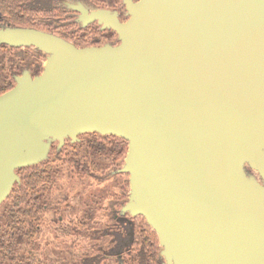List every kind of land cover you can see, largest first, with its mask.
Segmentation results:
<instances>
[{
  "label": "water",
  "instance_id": "obj_1",
  "mask_svg": "<svg viewBox=\"0 0 264 264\" xmlns=\"http://www.w3.org/2000/svg\"><path fill=\"white\" fill-rule=\"evenodd\" d=\"M122 3L124 21L72 5L116 44L0 27V45L45 54L0 93V204L53 143L112 135L127 142L121 213L144 218L163 264H264V0Z\"/></svg>",
  "mask_w": 264,
  "mask_h": 264
},
{
  "label": "rangeland",
  "instance_id": "obj_2",
  "mask_svg": "<svg viewBox=\"0 0 264 264\" xmlns=\"http://www.w3.org/2000/svg\"><path fill=\"white\" fill-rule=\"evenodd\" d=\"M67 1L70 3L75 2L73 0ZM80 1L91 9L95 8L94 4L87 0ZM96 1H107L105 4L108 6L114 2L113 0ZM116 2L117 4L118 2L121 3V0H116ZM38 4L43 7L41 8L43 10H47L46 8H50L52 5L57 6L55 1L49 4L41 2ZM37 18L44 20L46 18L45 12L38 13ZM6 51H0V56L1 54L6 55ZM26 52L38 57L39 60H43L44 63V53L41 52L40 56H37L35 53L36 49L29 47ZM1 79L0 73V81ZM91 140L95 141V136L92 132L78 135V141H81L82 144L77 146L83 156L78 168L66 158L70 150L69 144L65 143L62 146L65 149L60 155H57L58 157L54 156V152L50 151L48 159L51 162L54 161L52 164L58 169V173L52 187L48 190L45 188L42 190L41 202L42 205L46 204V207H44L45 210L42 209L43 211L38 214V219L34 221L40 225V228L33 241L30 242L29 240L30 243L25 244L22 248L21 253L23 252L24 256L32 253L41 261V264H85L86 259H88L87 255H96L101 250L98 251V249L104 246L98 240L89 241L82 239L81 236L73 239L69 232L73 224H77L79 229L82 228L81 221H86L83 210L87 208L94 213L93 221L96 224L92 230H89L93 231L96 237L99 227L102 225L99 222L106 220V210L113 209V205L120 200L121 194L123 195L124 192L128 193L129 189L128 175H115L114 172L117 167L110 164L108 153L100 148L111 141H117L115 137L108 136L107 138L96 140V145ZM68 141L70 140L67 138L65 142ZM124 181L127 182L125 187L123 184L119 186V182L124 183ZM54 208H57L59 212ZM0 212L2 214L0 226L3 227L7 214L2 213L4 212L2 208H0ZM59 214L62 216L61 219ZM27 221L28 219L25 224ZM99 262L88 261V264H114L112 258H104ZM8 263L14 264L13 261Z\"/></svg>",
  "mask_w": 264,
  "mask_h": 264
},
{
  "label": "trees",
  "instance_id": "obj_3",
  "mask_svg": "<svg viewBox=\"0 0 264 264\" xmlns=\"http://www.w3.org/2000/svg\"><path fill=\"white\" fill-rule=\"evenodd\" d=\"M21 1L23 0H0V26H29L51 33L56 32L54 28L51 27L50 23L43 24L33 19V13L30 14V17H27V14H29L28 7ZM55 12L58 15L60 11L55 10ZM46 14L49 15L50 13ZM51 15H53L52 12ZM58 34L62 37H66L65 34ZM27 49L28 47L15 48L5 44L0 45V51L7 50L6 55L1 54L0 56V73L2 78L0 81V93L10 89L14 85V77L19 75L23 70H28L31 75H36L41 71L43 60H39V58L33 54L27 53ZM35 53L37 56L41 54L40 51H36ZM94 136L96 141L112 135L101 136L94 133ZM112 137H115L117 141H111L109 144H104L105 146H101L100 148L108 153L110 164L117 167L115 168L116 170L123 163V158L127 150V142L122 138L116 136ZM95 141L91 140L94 145H96ZM69 147L70 150L66 158L78 168L83 156L80 154L78 146H75V148L73 146ZM73 148L76 151H74ZM62 149L57 151L56 143H53L50 151L54 152V156H57L63 152L64 149ZM53 162L47 159L38 164L16 170L20 181L14 184L10 194L0 205V208L4 211L2 213L7 214L3 227L0 226L1 264H9L8 262L12 261L14 264H41V261L38 260L34 254L28 253L24 256L21 251L25 244H29L34 239V234L28 227V222L25 224V221L27 218H34L37 220L39 209L42 206V190L44 188L48 190L52 187L56 174L58 173V169L52 164ZM1 215L0 212V217ZM34 219L32 220L35 221ZM88 261L97 263L101 261V258L97 255L93 257V259L86 260L85 264H88Z\"/></svg>",
  "mask_w": 264,
  "mask_h": 264
},
{
  "label": "flooded vegetation",
  "instance_id": "obj_4",
  "mask_svg": "<svg viewBox=\"0 0 264 264\" xmlns=\"http://www.w3.org/2000/svg\"><path fill=\"white\" fill-rule=\"evenodd\" d=\"M54 1L57 3V6L52 5L50 6V8H46L47 10L41 9L43 7L38 4L40 2L49 4ZM73 1L75 2L70 3L67 0H23L21 2L28 7L29 14H27V17H30V14L33 13V19L38 20L43 24L50 23L51 27H53L56 31L55 33L52 32L53 34H56L58 36H60V34L58 33L65 34L66 37H60L66 39L76 46H97L106 43L116 44L118 42L117 35L112 29L103 28L102 24H99L96 20L87 23H84L82 20H80V12L72 9V5L81 3V1ZM87 1L91 2L95 6L94 9H91L84 3H81L84 7H86L88 11H92L95 9H109L110 11L117 12V18L120 21H124L127 17L125 15L126 10L124 4L122 3V0L121 3L118 2V4L116 0H113L114 2L109 6L105 4V2L107 1ZM55 10L60 11L58 15L56 14ZM42 11L45 12L46 18H44V20H39L37 18L38 13H41ZM51 12L53 13V15H51ZM46 13L50 14L47 15ZM73 13L75 14V16ZM65 143L69 144V146H73L74 148L78 144H82L81 141H68L64 142L63 146L65 145ZM61 149L62 147L60 149H57V151ZM74 151L76 150L74 149ZM116 170L114 172L115 175H122L121 173H116ZM246 170L248 173L254 174L256 177H258V180H260L259 176L255 172L249 169ZM121 184H123V186L125 187L126 182H119V186ZM127 194V192H124L123 195L121 194L120 200L117 201L115 205H113V209L109 211L106 210V220L99 222L102 225L99 227L100 229L97 232L98 234L96 237L94 232H91L89 230H92L94 228L93 226L96 224L93 221L94 213L87 208L83 210L86 221H81L82 228L79 229V226H77V224H73V226L69 230L70 234L73 236V239L75 237L81 236L82 239L89 241L98 240L100 241V243L104 244V246L98 249V251L100 249L101 250L96 255H87L88 259L86 260L93 259V257L99 255L101 260L104 258H112L114 264H163V258L160 255V246L158 243L157 235L153 231V229L145 222L144 218L139 215L130 216L128 213H121V207L127 199ZM44 207H46V204H43L40 207L39 213L45 210ZM54 209L56 210L57 208ZM57 211L59 212L58 209ZM59 218H62L61 214H59ZM27 219L29 225L28 227L32 230L34 236H36L40 225L36 224V222L32 220L34 218ZM153 234L155 235V237ZM76 240L78 241V239Z\"/></svg>",
  "mask_w": 264,
  "mask_h": 264
}]
</instances>
